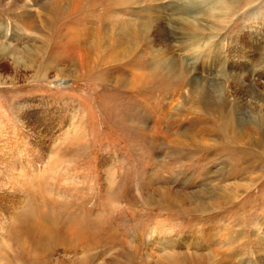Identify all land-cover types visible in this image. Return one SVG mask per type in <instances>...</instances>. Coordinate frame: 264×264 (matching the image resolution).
<instances>
[{
  "label": "rangeland",
  "instance_id": "374dc122",
  "mask_svg": "<svg viewBox=\"0 0 264 264\" xmlns=\"http://www.w3.org/2000/svg\"><path fill=\"white\" fill-rule=\"evenodd\" d=\"M213 1L205 18L203 6L177 0H0V264H30L24 242H38L6 225V215L23 216L26 204L33 205L23 186L26 195L51 191L60 205L48 211L61 228L90 230L91 220H98L101 239L86 249L88 264H137L127 242L135 233L145 239L153 227L164 236L173 231L166 237L174 239L177 254L208 255L200 264H264V126L250 152L258 176L243 177L251 185L233 204L184 215L155 207L147 197L146 181L156 177L163 183L153 187L170 191L230 190L236 181L219 182L218 176H234L241 159L237 148L225 152L227 124L238 130L264 121V0ZM215 2L228 10L218 21L211 17ZM141 19L148 26L137 49L122 30ZM185 21L204 29L190 32ZM86 52L89 63L82 65ZM106 71L113 80L104 86ZM137 77L144 82L134 87ZM201 93L211 116L196 98ZM141 98L146 112L140 116ZM198 119L214 128L213 136L198 134ZM185 132L216 146L178 160L171 141ZM196 177L200 186L194 188ZM236 231L244 235L234 239ZM243 245L244 253L231 254ZM47 248L42 244L37 253ZM78 249L60 248L45 264H81ZM170 249L151 250L148 264H162L159 255Z\"/></svg>",
  "mask_w": 264,
  "mask_h": 264
},
{
  "label": "bare ground",
  "instance_id": "6f19581e",
  "mask_svg": "<svg viewBox=\"0 0 264 264\" xmlns=\"http://www.w3.org/2000/svg\"><path fill=\"white\" fill-rule=\"evenodd\" d=\"M134 1L136 2L137 0H134ZM177 1H180L182 3V5H186V6L188 5L189 7L191 6L193 9H194L193 5H199L200 8L203 6L200 13L205 18L208 17V13L210 12V10H206V8H205L206 5L214 3L213 0H177ZM214 7H215L217 13L215 10H212L213 15L211 17L215 21L221 20L222 16L224 14H226L228 10L226 8H223L222 5L217 3V2H215ZM181 9H183V7ZM180 10L179 9L177 10V11H179L178 12L179 14H181L180 12L182 11V10L181 11ZM195 13L197 14L198 12L195 11ZM196 16H198V15H196ZM186 18H187V16H186ZM193 18H194V16H193ZM182 19H185V18H182ZM194 21L198 22L199 20L195 19ZM202 21L206 22L205 19H203ZM183 23L187 26L188 30L191 29L192 31H195L196 34L200 33L201 30L204 29V28L202 29V27H199L198 23H193V22H189V21H185ZM216 23H219V22H216ZM135 24H137V23H135ZM135 24H131V23L124 24L125 26L123 27L122 33L124 34V38H125L126 43L127 44L135 43L136 47L138 49V47L142 43L141 42L142 38L140 39L139 37L145 36V28L148 26V23L141 19V20H139V24H137V25H135ZM137 26L139 27V29L138 30L134 29V27H137ZM200 26H204V25H200ZM191 30H189V31L191 32ZM128 38H133V40H129ZM136 39H139L140 41H136ZM89 58L90 57L88 56V52H86L85 55H83L79 61L82 65L83 64L85 65V64L89 63ZM104 59H106V57H104L103 60ZM103 62L104 63L109 62V60H104ZM106 68H109V67H106ZM57 72H59V71L57 70ZM54 73H55V71H54ZM59 75L60 74L55 73V76L57 78H60ZM102 78L105 81L102 80L100 82L101 85H104L106 83H110L113 80V79L111 80V74L107 73V71L102 75ZM113 82L116 86H120L123 84V82H120L118 80L116 82L114 80ZM143 82H144V80L142 78L137 77L135 84H133V86L134 87L135 86H142ZM128 86L130 87V84H128ZM102 89H104V87H102ZM140 90H141V88L138 90L137 93H139V94L136 96L141 95ZM138 98L139 97H137L136 99H138ZM196 98L199 99L201 101V103H203L204 107L207 105V102L205 101L206 97L203 95V93L199 94L198 97H196ZM138 103H140V104H137L138 107L140 108V112L138 113V115L141 116V112L142 113L144 111L146 112V109H145V106L143 107L142 98H141V101H139ZM204 110L206 113L210 114V112L213 110L212 105L208 109H204ZM209 116H211V114ZM197 122L200 126V129L203 128L198 132V134H200L202 137L203 136L208 137L210 134L211 135L213 134L212 133L214 131L213 127L209 128V129H207L208 128L207 126H206L207 128L203 127V125L206 124V123H204L205 121L200 120L201 123H199V119H198V121L195 120V124H197ZM139 123L143 125V122L141 119L139 120ZM257 123L259 124L258 126H254L253 122L244 123L242 125V127L241 126H240V128L238 127L239 128L238 130L233 129L235 127V126H233V124H227L228 130L225 131V136H226V140H227V143H225V152L229 151L228 150L229 148L233 149V151L237 148L236 155H238L239 159H241V160H239L240 163L236 166L235 171L233 172L235 177L232 175V173H229V177H227V178L222 173L218 176L219 182H222L224 179H231V180L236 181L235 184H233V186H232V184L229 186L230 188L232 187L231 189L229 188L230 190H228L226 187L224 188L221 185H219L216 187H214V186L213 187L201 186V189L199 188L200 190H194V192L170 191L167 187H157V186L153 187V184L163 183L159 177H156L155 179L149 178L146 181V185H148V188H146V189L148 190V193H149L147 196L148 201L154 203L155 207L165 208V209H167V211H171L173 213L177 212L178 214H184V215L185 214H191V213L199 214V213H204V212H216L220 209H223L226 206L233 204L237 198V195L240 192V189L242 187H247V186L251 185V181H247L245 183V181H243V177H245V175H248L249 177L252 176L251 177L252 180H255L258 176L257 174H256V176H254L255 171L257 173V169L255 168V166H253V164L249 163V162H253L255 159V158H253V159L250 158L251 157L250 155H252V153H250V152L253 151V148L257 145L255 143L256 139H254V137L260 133V132H258V129L261 128L262 126H264L263 120H261ZM193 132H189V133L185 132L182 134H177L176 138H175L176 140L171 141L172 148H175L174 152H175L176 159L185 160V159H189L191 157L195 158V157L199 156V154L201 153V151L203 149L209 148L208 150H210V148L212 149L213 147L216 146L215 143H214V145H210L207 143L199 142L197 140L196 135H194ZM150 138L152 141V138H154V134H152V136ZM231 145H234V147H232ZM261 161H263V160H261ZM255 162H254V165H255ZM101 165H102V169H103L105 166L104 162H102ZM9 166H12V165L9 164ZM18 167H20V166H18ZM262 168H264V167H262ZM22 169H23L22 173L24 174L25 170L27 168L23 167ZM227 170H228V168H227ZM232 170H234V169H232ZM26 172H27V170H26ZM231 177H234V178H231ZM242 181H243V183H241ZM192 183L193 184L191 186H193L194 188L200 186L197 182V177L193 179ZM152 187H153V189H152ZM27 188H29V187H27ZM21 189H23V191H21L19 189L18 190L21 191L25 195L26 202L28 201L27 199L32 198V200H34V201H32L34 206L32 205L31 202L27 203L26 204L27 207L24 211L25 213L23 216L15 217L14 215H6L5 219L7 220L6 225L10 224L11 228L13 230H15V231H17L19 229L22 230V234H21L22 237H23V235H25L23 238H25L26 240L38 241L37 244H35L34 242L31 243V245L29 247L32 249H30L27 244L25 245V242H24V246H25L24 250H26V251L23 254V258L25 259V261L30 263V264H45V263H49L48 262L49 257L51 255H53L54 253H56V250H58L60 248H63L64 251L68 252V253L69 252L71 253V250L77 251L76 248H79L78 250H80L82 252L81 253L82 254L81 261H83V263L85 262L86 264H88V262L91 261V258L89 257V255L91 256V254H88L86 249H89L90 247L95 245V240L97 239V237H99L101 239V237H100L101 236V229L100 228L98 229V227H97L98 220L97 219L91 220L90 230H84V229L79 230L77 228V226L76 227L75 226L74 227L69 226L68 228H61L58 225L60 221L56 217L50 216L51 215L50 211H48V209H51L52 211H54V208H56L57 206L60 205L56 201V199L55 200L53 199V197L51 195L52 193H51V191H49V189L46 191L47 192L46 196H44L42 193L39 195L38 194L35 195L32 193V191L29 192L30 194L27 192V195H26V192H25L26 189L24 188V186ZM108 190H109V188H108ZM233 190H235L234 193H233ZM27 191H29V189H27ZM36 196L38 197L39 201H37ZM234 197H235V200H234ZM25 199L23 201V206H24ZM37 209H44L45 211L39 212V211H37ZM106 210H107V208H106ZM82 227L87 229L84 226V224L82 225ZM161 228L163 230L166 229L165 225H163ZM158 230H159L158 227L151 228V233L149 232L150 235L146 236L145 239L143 238L144 233H142V234L135 233L132 236H130L131 239L129 240V242H127L128 248H129V255L131 256L132 259L137 260V261H135V262H137V264H141V256L143 254L145 255V257H144L145 259H144L143 264H148V261L151 258V250L152 251L153 250L159 251L161 246H163V245H168L171 249H170V252L166 251L162 255H159L158 259L161 260L162 264H200V260L202 258L208 257V255H203V256H194V255L190 256L189 255L188 256V255H185L187 253L177 254L175 252V249H172L174 247L173 245L175 244L174 239L166 237V236H171L173 231H171L172 233L170 235L164 236V235H162V233H159ZM170 230H173L172 227L170 228ZM206 231L207 230H205L204 232H206ZM99 232H100V234H99L100 236L97 234ZM232 234H233V232H231L230 230H227V232H226L227 238L231 237ZM241 234L242 233L240 231H236V235H235L234 239L238 238V236L240 237V236L244 235V234H242V235ZM191 236L195 237V234L194 235L192 234ZM206 236L207 235H205V237H204L205 241H206ZM188 237H190V236H188ZM197 238H199V237H197ZM219 240L220 239H218L217 241H219ZM231 240H233V239H231ZM258 241H260V240L257 239L255 241V243L257 245H263L262 241H260L259 244L257 243ZM253 243H254V241H253ZM42 244H48L47 250H44V251L42 250L39 253H37V251L39 250L38 246L41 247ZM96 246H97V244H96ZM261 247L262 246H259V250L261 249ZM143 249H144V253H143ZM245 250L246 249H244V245H243V248L240 249L239 252H237V253L233 252L231 254L239 255V254L244 253ZM27 251H28V253H26ZM156 257H158V256H156ZM152 258H153V255H152ZM154 259H155V256H154ZM154 259H153V261L155 262ZM83 263H81V264H83ZM217 264H224V263L220 262Z\"/></svg>",
  "mask_w": 264,
  "mask_h": 264
}]
</instances>
